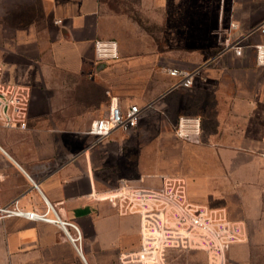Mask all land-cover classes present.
<instances>
[{
  "label": "crops",
  "instance_id": "crops-1",
  "mask_svg": "<svg viewBox=\"0 0 264 264\" xmlns=\"http://www.w3.org/2000/svg\"><path fill=\"white\" fill-rule=\"evenodd\" d=\"M38 1L44 25L36 43L47 51L38 61L42 85L32 88L25 127L0 122V206L18 199L44 212L49 202L79 227L82 248L68 238L71 226L9 216L0 219V264H120L121 252L140 247L141 217L89 195L123 178L119 156H109L121 147L119 130L97 145L88 129L77 130L116 100L151 115L162 110L175 128L180 117L199 116L200 141L182 156L190 200L225 208L245 229L260 219L264 64L254 44L264 43V33L247 37L242 55L221 50L225 39L264 20V0ZM97 39L117 40L120 57L96 60ZM6 64L7 82L32 84L31 67L21 76ZM173 65L201 66L192 88L172 87L166 66ZM233 246L231 256L250 264Z\"/></svg>",
  "mask_w": 264,
  "mask_h": 264
},
{
  "label": "built area",
  "instance_id": "built-area-1",
  "mask_svg": "<svg viewBox=\"0 0 264 264\" xmlns=\"http://www.w3.org/2000/svg\"><path fill=\"white\" fill-rule=\"evenodd\" d=\"M231 22V29H238ZM264 33V20L250 27L242 36L225 39L221 53L233 49L242 55L243 41L254 34ZM259 64H264V43L254 44ZM119 44L115 39H97L95 58L98 61L118 59ZM201 66H166L168 74L176 78L173 88H192ZM4 67L0 62V122L5 126L27 125L31 88L28 85L7 82ZM143 113L137 103L123 106L118 100L112 101L109 111L102 117L92 120L88 133L96 136L92 145L108 139L116 130L129 131L139 125ZM178 137L193 143L200 141L201 118L182 116L175 128ZM264 157V148L262 150ZM95 200L108 201L121 214H138L141 217V245L136 250L124 251L119 255L120 264H169V257L175 250L204 251L207 264H227V254L233 244L246 238L244 225L230 218L225 208L199 205L190 200L187 182L183 176L167 177L160 186L131 183L122 180L118 185L104 191L93 190L89 194ZM54 214L55 216H53ZM9 216H23L57 223L67 231L68 238L77 249L82 248V234L72 221L61 220L53 206L47 202L44 212L29 210L16 199L0 206V219Z\"/></svg>",
  "mask_w": 264,
  "mask_h": 264
},
{
  "label": "rangeland",
  "instance_id": "rangeland-1",
  "mask_svg": "<svg viewBox=\"0 0 264 264\" xmlns=\"http://www.w3.org/2000/svg\"><path fill=\"white\" fill-rule=\"evenodd\" d=\"M43 17L44 12L38 0H0V62L2 65L3 62L13 65L16 73L21 76L31 67L30 73L34 74L31 77L32 84L15 82L31 86V91L33 87L42 85L41 78H38V61L47 51L41 52L42 47L37 45L36 38L44 25ZM49 61L52 67V57H49ZM3 72L9 73L8 64L4 65ZM150 113V110L142 113L137 127L129 131L119 130L117 136L122 140L121 147L114 152V146L108 154L110 157L119 156V170L123 171L124 175L112 185L126 180L136 184L160 186L167 177H184L182 170L186 160L182 156L193 143L176 135L174 125L166 123L164 111L152 115ZM87 129L77 128L79 134ZM108 140L109 138L100 143ZM258 184L262 195L261 217L246 229L245 240L234 245L241 250L240 257H248L250 264H264V164ZM230 250L227 254V264H242L235 256H231L232 249ZM207 263V254L198 250H175L169 257V264Z\"/></svg>",
  "mask_w": 264,
  "mask_h": 264
}]
</instances>
